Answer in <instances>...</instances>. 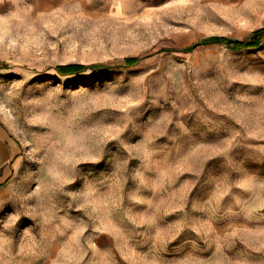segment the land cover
I'll return each instance as SVG.
<instances>
[{"label":"rangeland","instance_id":"374dc122","mask_svg":"<svg viewBox=\"0 0 264 264\" xmlns=\"http://www.w3.org/2000/svg\"><path fill=\"white\" fill-rule=\"evenodd\" d=\"M262 27L264 0H0V264H264V39L202 44Z\"/></svg>","mask_w":264,"mask_h":264},{"label":"trees","instance_id":"16d2710c","mask_svg":"<svg viewBox=\"0 0 264 264\" xmlns=\"http://www.w3.org/2000/svg\"><path fill=\"white\" fill-rule=\"evenodd\" d=\"M264 39V27L254 30L249 37L243 40L230 39L228 37L214 38L208 41H203L202 44L210 42H219L235 49H256ZM142 60V57H128L123 59V66L129 67L137 65ZM88 69L96 70L97 68L79 63L62 64L54 67V70L60 75H70L85 72ZM5 181L1 182L2 185Z\"/></svg>","mask_w":264,"mask_h":264},{"label":"crops","instance_id":"0c3cea01","mask_svg":"<svg viewBox=\"0 0 264 264\" xmlns=\"http://www.w3.org/2000/svg\"><path fill=\"white\" fill-rule=\"evenodd\" d=\"M217 2H236V0H217ZM0 145H2V144L0 143ZM2 146H4V145H2ZM4 148L7 150V152L9 151L8 147L4 146Z\"/></svg>","mask_w":264,"mask_h":264},{"label":"bare ground","instance_id":"6f19581e","mask_svg":"<svg viewBox=\"0 0 264 264\" xmlns=\"http://www.w3.org/2000/svg\"><path fill=\"white\" fill-rule=\"evenodd\" d=\"M47 6V5H46ZM1 190V189H0ZM2 191H3V189H2Z\"/></svg>","mask_w":264,"mask_h":264}]
</instances>
